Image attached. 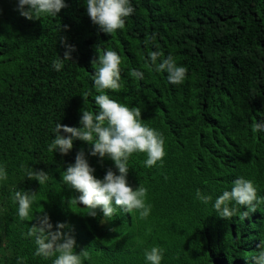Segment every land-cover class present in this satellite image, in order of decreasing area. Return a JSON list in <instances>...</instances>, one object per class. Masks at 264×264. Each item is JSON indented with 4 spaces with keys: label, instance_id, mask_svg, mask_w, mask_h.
<instances>
[{
    "label": "trees",
    "instance_id": "16d2710c",
    "mask_svg": "<svg viewBox=\"0 0 264 264\" xmlns=\"http://www.w3.org/2000/svg\"><path fill=\"white\" fill-rule=\"evenodd\" d=\"M65 2L58 15L30 21L16 10L17 0H0V165L7 171L0 180V264H53L55 257L34 254V238L26 235L44 213L53 230L57 222L71 227L76 251L89 253L83 264H148L145 251L153 246L164 250L161 264H253L264 240V203L244 221L239 213L220 218L213 203L241 177L264 198V132L251 130L264 120V0H130L135 12L114 35L91 22L86 0ZM60 37L76 51L56 71L52 62L65 51ZM97 46L122 58L123 87L107 94L139 107L142 123L165 139L162 166L146 167L140 152L128 161L129 184L148 189L146 219L120 209L111 218L99 209L87 216L77 205L80 193L61 173L80 150L98 179L108 168L117 171L114 162L89 155L92 146L80 140L67 155L48 151L57 123L80 127L82 108L99 111ZM157 50L187 67L182 84L150 66L148 53ZM132 69L144 78H132ZM22 164L43 169L49 180L43 186L29 180ZM197 189L212 202H200ZM14 191L36 192L26 220L18 216Z\"/></svg>",
    "mask_w": 264,
    "mask_h": 264
},
{
    "label": "clouds",
    "instance_id": "9594fccd",
    "mask_svg": "<svg viewBox=\"0 0 264 264\" xmlns=\"http://www.w3.org/2000/svg\"><path fill=\"white\" fill-rule=\"evenodd\" d=\"M68 5L65 0H17L16 10L27 20H40L41 16H56ZM86 12L91 22L97 25L100 31L114 35L118 29H123L126 18L131 16L135 9L130 0H86ZM64 29L68 26L64 25ZM155 41V34L148 37L146 45ZM60 43L65 48L63 58L60 56L52 62L56 71L63 68V62L72 60V53L76 51L75 45L67 43L66 37H60ZM98 60H93L99 67L96 69L93 80L97 95L95 104L98 112H92L85 107L81 109L80 127H71L57 123L54 129V139L48 146L49 152H59L67 155L73 148V141L80 140L91 145L89 155L99 157L102 161L105 157L114 162L115 169L108 168L102 179L95 175V169L90 166L85 152L80 150L75 156L74 164H69L61 173L62 181L71 189L80 193L76 197L78 204L87 208V216L96 217L99 209L104 218L113 217L120 209L125 213L133 210L139 212L141 219H146L151 212L152 206L146 203L148 189L139 184L135 189L129 184L127 176L129 172V157L136 152L146 153L144 161L146 167H153L160 162L163 165L165 152V139L162 133L142 123V112L139 107H129L122 104L107 94V90L118 92L122 89L121 84V56L113 50H101L96 47ZM150 66L156 72L167 74V80L173 85L182 84L186 78L188 69L178 65L174 57L169 54L149 51ZM159 61V63H158ZM92 62V63H93ZM130 76L136 80H142L144 73L132 69ZM84 100L87 94L82 96ZM252 132H264V120L252 123ZM64 133V134H61ZM29 180H36L43 186L49 180V175L43 169L21 165ZM118 172V174H117ZM7 179V171L0 165V180ZM196 198L207 205L213 197L204 194L200 189L196 190ZM13 203L18 205L17 213L21 220L30 216V210L36 201L34 191H14ZM235 202V205L232 204ZM264 203V198L257 195V187L252 180L237 178L233 181L231 190H225L219 195L213 208L220 218L231 219L239 213V219L244 221L251 213L256 212L258 205ZM246 208L239 212L236 206ZM26 235L34 238L36 245L35 255L45 259L55 257L53 264H83V259L89 257V253L81 249L76 251L77 241L72 234L71 227L66 222H57L54 226L50 217L44 213L35 217ZM258 251L251 256L253 264H264V240L257 244ZM163 249L153 246L145 251V259L148 264H161Z\"/></svg>",
    "mask_w": 264,
    "mask_h": 264
},
{
    "label": "water",
    "instance_id": "95a60500",
    "mask_svg": "<svg viewBox=\"0 0 264 264\" xmlns=\"http://www.w3.org/2000/svg\"><path fill=\"white\" fill-rule=\"evenodd\" d=\"M77 205H78V207H80V208H84V206H83L82 204H78V203H77Z\"/></svg>",
    "mask_w": 264,
    "mask_h": 264
}]
</instances>
